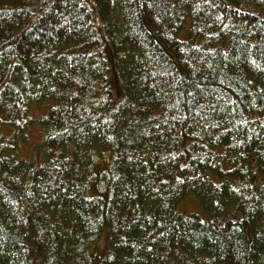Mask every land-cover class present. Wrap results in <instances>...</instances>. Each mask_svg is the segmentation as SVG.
I'll return each mask as SVG.
<instances>
[{"label":"trees","instance_id":"1","mask_svg":"<svg viewBox=\"0 0 264 264\" xmlns=\"http://www.w3.org/2000/svg\"><path fill=\"white\" fill-rule=\"evenodd\" d=\"M0 264H264V0H0Z\"/></svg>","mask_w":264,"mask_h":264},{"label":"rangeland","instance_id":"2","mask_svg":"<svg viewBox=\"0 0 264 264\" xmlns=\"http://www.w3.org/2000/svg\"><path fill=\"white\" fill-rule=\"evenodd\" d=\"M182 208L184 210L191 211L192 213H200L199 203L195 198L192 197H189L185 200V202L182 204Z\"/></svg>","mask_w":264,"mask_h":264}]
</instances>
